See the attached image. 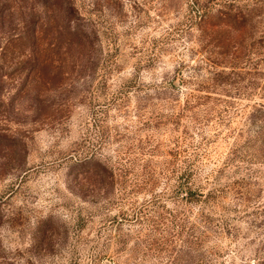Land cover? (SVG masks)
Here are the masks:
<instances>
[{"label":"rangeland","instance_id":"rangeland-1","mask_svg":"<svg viewBox=\"0 0 264 264\" xmlns=\"http://www.w3.org/2000/svg\"><path fill=\"white\" fill-rule=\"evenodd\" d=\"M73 4L78 64L0 68V264H264V0Z\"/></svg>","mask_w":264,"mask_h":264},{"label":"trees","instance_id":"trees-1","mask_svg":"<svg viewBox=\"0 0 264 264\" xmlns=\"http://www.w3.org/2000/svg\"><path fill=\"white\" fill-rule=\"evenodd\" d=\"M57 15L61 18L59 24ZM77 18L73 0H0V68L21 72L15 95L27 92L32 81L44 79L43 71L47 66L60 68L65 63L78 64L77 60H82L83 53L68 59V48L74 45L78 49L85 42L81 31L78 33ZM52 25L55 33L47 34L46 28ZM63 30H67L70 37L60 50L59 35ZM209 38L214 45L222 43L215 35ZM55 51H61L65 57L55 56ZM89 161L91 157L84 156L79 162ZM193 192L188 187L186 198H192Z\"/></svg>","mask_w":264,"mask_h":264}]
</instances>
